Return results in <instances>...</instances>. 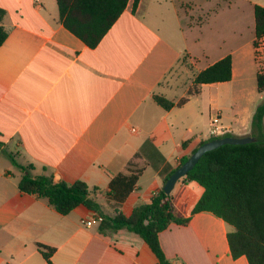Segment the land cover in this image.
<instances>
[{"label": "crops", "instance_id": "1", "mask_svg": "<svg viewBox=\"0 0 264 264\" xmlns=\"http://www.w3.org/2000/svg\"><path fill=\"white\" fill-rule=\"evenodd\" d=\"M133 3L89 47L65 28L57 0H0L8 31L0 47V264H159L138 234L83 225L98 215L86 206L62 215L21 192L22 167L55 183L97 187L89 197L103 214L114 210L106 196L113 176L139 172L120 207L129 216L163 188L182 157L212 137L214 114L228 133L252 136L264 91L255 95L245 82L264 74L254 49L255 7L264 8V0ZM185 55L195 72L231 56L232 79L182 91L170 75ZM154 95L187 100L165 110ZM190 183L179 180L171 192L184 216L203 193L194 197ZM231 230L203 211L186 226L171 224L159 240L172 264H249L231 256Z\"/></svg>", "mask_w": 264, "mask_h": 264}, {"label": "trees", "instance_id": "2", "mask_svg": "<svg viewBox=\"0 0 264 264\" xmlns=\"http://www.w3.org/2000/svg\"><path fill=\"white\" fill-rule=\"evenodd\" d=\"M128 1L57 0V5L59 18L65 28L87 46L95 47L122 14ZM137 3L138 0H134L133 9ZM4 17L5 10L0 8V47L8 37V31L3 26ZM255 35L257 39L264 35V8L260 6L255 7ZM231 79L232 58L226 56L202 71H194L193 92L196 93L200 85ZM256 81L258 90L264 91V74H258ZM153 98L165 110L181 106L187 100L184 98L175 103L162 95H154ZM228 136L234 135L227 133L220 137ZM252 136L256 141L239 145L225 144L206 152L194 168L180 179L195 182L203 188L189 216L178 211L172 195L166 194L163 188L150 202L138 204L129 216L124 215L120 207L135 190L139 172L113 176L106 195L113 202L111 214L101 213L100 205L89 197L97 187L90 190L81 180L73 184L55 183L51 176L33 175L30 165L22 167L26 172L18 182V189L45 199L62 215L79 205L86 206L102 216L103 220L99 224L101 233L127 229L138 234L149 245L159 264H172L161 247L159 234L171 224L186 226L195 213L211 212L232 227L227 240L234 259L245 256L249 264H264V102L253 115ZM215 138L218 137L209 140ZM190 155L182 157L179 166ZM51 252V249H47L45 255L49 256Z\"/></svg>", "mask_w": 264, "mask_h": 264}, {"label": "water", "instance_id": "3", "mask_svg": "<svg viewBox=\"0 0 264 264\" xmlns=\"http://www.w3.org/2000/svg\"><path fill=\"white\" fill-rule=\"evenodd\" d=\"M256 141V138L253 136L237 137V136H228V137H218L212 140H207L201 144L197 150L191 154L186 162L179 166L166 180L165 185L163 186V191L166 194H171L175 184L184 176L191 171L194 166L198 163L201 157L211 150H214L225 144H246Z\"/></svg>", "mask_w": 264, "mask_h": 264}, {"label": "rangeland", "instance_id": "4", "mask_svg": "<svg viewBox=\"0 0 264 264\" xmlns=\"http://www.w3.org/2000/svg\"><path fill=\"white\" fill-rule=\"evenodd\" d=\"M186 58L187 57L183 56V58L181 59V61H179L177 67L175 68L173 73H171L170 76L175 78L178 87L181 88L182 91L189 88L188 89V93H189V92H193L195 89L193 85L194 70ZM245 87L248 91L253 92L255 95H259L260 93H263L258 90L257 82L253 78L245 82ZM241 120L244 124H249L251 120V113L242 114ZM189 185L190 188L195 193L194 197L200 195L201 192L203 191V188L195 182H191Z\"/></svg>", "mask_w": 264, "mask_h": 264}, {"label": "built area", "instance_id": "5", "mask_svg": "<svg viewBox=\"0 0 264 264\" xmlns=\"http://www.w3.org/2000/svg\"><path fill=\"white\" fill-rule=\"evenodd\" d=\"M255 59L259 66L261 67V70H264L263 67V61H264V35L261 38L256 39L255 45ZM210 126H211V135L212 137H220L228 133L227 129L223 126L221 123V118L219 114H214L210 118ZM133 133H136V130L132 131ZM152 197L156 196L158 194V191H155L152 193ZM103 220L102 216L99 214L94 216L91 219L88 220H82L81 223L85 225L86 227H91L94 224H100Z\"/></svg>", "mask_w": 264, "mask_h": 264}]
</instances>
